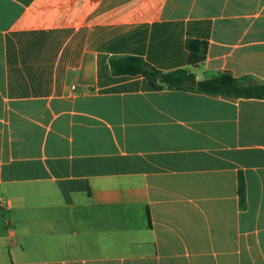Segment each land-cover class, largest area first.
Instances as JSON below:
<instances>
[{
  "label": "crops",
  "instance_id": "1",
  "mask_svg": "<svg viewBox=\"0 0 264 264\" xmlns=\"http://www.w3.org/2000/svg\"><path fill=\"white\" fill-rule=\"evenodd\" d=\"M124 56L264 83V0H0V264H264V100Z\"/></svg>",
  "mask_w": 264,
  "mask_h": 264
},
{
  "label": "trees",
  "instance_id": "2",
  "mask_svg": "<svg viewBox=\"0 0 264 264\" xmlns=\"http://www.w3.org/2000/svg\"><path fill=\"white\" fill-rule=\"evenodd\" d=\"M185 48L188 52L189 66L197 67L205 61L208 50L207 41L187 38ZM109 64L114 76L140 75L146 78L156 91L168 88L211 96L264 100V83H252L248 77L235 78L229 72H222L210 79L196 81L194 75L187 69L162 72L142 58L135 56L113 57ZM244 190V179L239 175L238 193L241 201L244 199Z\"/></svg>",
  "mask_w": 264,
  "mask_h": 264
},
{
  "label": "rangeland",
  "instance_id": "3",
  "mask_svg": "<svg viewBox=\"0 0 264 264\" xmlns=\"http://www.w3.org/2000/svg\"><path fill=\"white\" fill-rule=\"evenodd\" d=\"M0 218H2V217H0ZM1 220V219H0Z\"/></svg>",
  "mask_w": 264,
  "mask_h": 264
}]
</instances>
